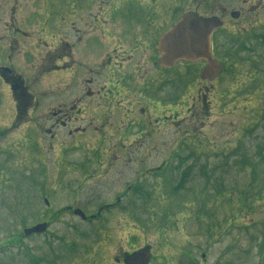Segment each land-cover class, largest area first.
<instances>
[{
  "label": "rangeland",
  "instance_id": "374dc122",
  "mask_svg": "<svg viewBox=\"0 0 264 264\" xmlns=\"http://www.w3.org/2000/svg\"><path fill=\"white\" fill-rule=\"evenodd\" d=\"M65 1L0 0L6 20L14 17L0 68L16 69L34 97L19 98L0 80V264H124L146 247L150 264H264V0L118 3L132 16L193 11L225 24L212 39V76L203 64L165 75L164 98L186 103L179 123L132 149H115L114 131L70 138L61 128L51 148L47 128L58 118L50 114L87 86L64 84L49 74L55 61L43 60L46 50L55 54L61 17L76 11ZM77 209L103 211L84 222ZM44 223L46 233L25 236Z\"/></svg>",
  "mask_w": 264,
  "mask_h": 264
},
{
  "label": "flooded vegetation",
  "instance_id": "af4514ba",
  "mask_svg": "<svg viewBox=\"0 0 264 264\" xmlns=\"http://www.w3.org/2000/svg\"><path fill=\"white\" fill-rule=\"evenodd\" d=\"M75 1L77 0L65 1L66 4L72 3L76 11L61 17L64 27L59 22L63 33L53 46L55 54L46 50L45 55H48L43 60L47 62L48 59L50 64L55 61V69L50 70L49 74L57 72L64 84H78L81 88L82 85L87 86L76 103L69 106L66 102L58 112L50 114L58 118L47 128V133L51 136V148L57 140L54 133L56 128L67 130L70 138L87 133L114 131V138L121 135L117 139L119 141L110 142L115 149H132L137 143L138 148H143V140L149 139L153 132L179 123L182 104L186 105L175 96L164 98L165 75L172 74L179 65L185 64H203L209 77L212 71H208V65L204 61L194 64L180 62L171 69L161 66L159 41L183 15L132 16L118 8V3L122 0H82L81 3L77 1V4ZM107 2L109 5L113 3L112 11L109 8L108 12ZM62 10H65L64 4ZM7 17L8 20L0 12V45L3 47L11 46L6 45L3 31L11 28L8 22L14 17ZM23 37L31 41L35 34ZM58 61L63 64L61 68L56 66ZM0 80L12 93L16 92L19 98L25 99L31 95L32 102L34 101L31 92L27 93L25 79L16 69L1 67ZM171 80L173 86H178L176 78H168V81ZM197 103L202 107L207 104L203 103L202 98ZM35 106L32 104L30 112L38 110ZM200 111L201 108L197 110L198 113ZM46 120L48 121V117L43 119ZM96 143L97 148L107 144L105 141L94 140L91 146L96 147Z\"/></svg>",
  "mask_w": 264,
  "mask_h": 264
},
{
  "label": "water",
  "instance_id": "95a60500",
  "mask_svg": "<svg viewBox=\"0 0 264 264\" xmlns=\"http://www.w3.org/2000/svg\"><path fill=\"white\" fill-rule=\"evenodd\" d=\"M239 16L238 13L232 14L233 19H237ZM222 26L223 23L217 17L201 19L195 13L183 15L181 21L160 40L159 49L163 55L161 66L171 68L178 61L204 60L212 68L215 61L211 52V37L214 31ZM46 204L48 205V202ZM74 214L82 220L87 219L85 213L80 209L75 210ZM47 230L48 225L44 223L25 230L24 234L26 237H30L46 233ZM152 258L151 247H146L131 255H125L124 264H150Z\"/></svg>",
  "mask_w": 264,
  "mask_h": 264
}]
</instances>
